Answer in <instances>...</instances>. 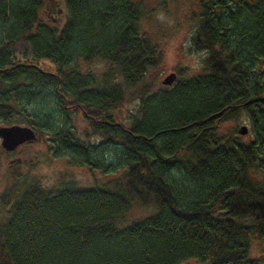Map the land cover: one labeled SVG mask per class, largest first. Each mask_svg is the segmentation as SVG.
Segmentation results:
<instances>
[{
  "label": "trees",
  "instance_id": "obj_1",
  "mask_svg": "<svg viewBox=\"0 0 264 264\" xmlns=\"http://www.w3.org/2000/svg\"><path fill=\"white\" fill-rule=\"evenodd\" d=\"M62 1L58 26L45 0H0V124H26L109 178L46 187L12 165L0 264H264L252 252L264 241V0H198L187 15L200 70L157 88L145 77L170 0ZM21 41L34 58L12 54ZM242 111L244 140L220 128ZM136 208L149 210L128 220Z\"/></svg>",
  "mask_w": 264,
  "mask_h": 264
},
{
  "label": "rangeland",
  "instance_id": "obj_2",
  "mask_svg": "<svg viewBox=\"0 0 264 264\" xmlns=\"http://www.w3.org/2000/svg\"><path fill=\"white\" fill-rule=\"evenodd\" d=\"M198 0H170L165 17L154 28L159 31L160 44L162 50V60L160 63L150 68L146 74L145 80H154L155 88L166 86L161 82L162 78L173 71L176 75H192L200 70L202 64V51L193 49L191 35L193 24L187 15L189 9L196 6ZM65 5L62 0H45L40 9L42 18L48 22L60 26L65 18ZM147 25V24H146ZM12 54L15 57L30 59L33 53L29 42L21 41L11 47ZM34 58V57H33ZM42 67H49L51 61L46 58L33 59ZM134 101L127 102L119 108V117L124 118L128 110L132 107ZM74 121L80 125L84 121L74 117ZM248 127V119L242 111L237 116L221 122L220 128L224 133L232 136H239L242 140L246 139L248 134H239L240 125ZM45 136H37L36 139L24 142L12 151H6L0 145V192L3 185L9 182L10 168L12 165L19 164L22 170L29 168L33 175L40 178L41 183L46 187L55 186L57 180L63 174L73 176L80 187H89L100 184L109 178L108 175H102L98 170L89 171L82 165H72L67 162L65 157L52 154ZM54 151V150H53ZM149 209H133L128 213L127 219L143 215ZM0 204V214H2ZM252 252L256 255H264V241L256 240L252 243ZM183 264H195L189 260Z\"/></svg>",
  "mask_w": 264,
  "mask_h": 264
},
{
  "label": "water",
  "instance_id": "obj_3",
  "mask_svg": "<svg viewBox=\"0 0 264 264\" xmlns=\"http://www.w3.org/2000/svg\"><path fill=\"white\" fill-rule=\"evenodd\" d=\"M175 75V72L171 71L162 78L161 82L169 85L174 80ZM238 132L240 134L246 133V125H240ZM36 136V131L26 124H0V145L5 150H13L23 142L34 140Z\"/></svg>",
  "mask_w": 264,
  "mask_h": 264
},
{
  "label": "bare ground",
  "instance_id": "obj_4",
  "mask_svg": "<svg viewBox=\"0 0 264 264\" xmlns=\"http://www.w3.org/2000/svg\"><path fill=\"white\" fill-rule=\"evenodd\" d=\"M4 149V148H3ZM14 150V149H13ZM7 151H12V150H7Z\"/></svg>",
  "mask_w": 264,
  "mask_h": 264
},
{
  "label": "flooded vegetation",
  "instance_id": "obj_5",
  "mask_svg": "<svg viewBox=\"0 0 264 264\" xmlns=\"http://www.w3.org/2000/svg\"><path fill=\"white\" fill-rule=\"evenodd\" d=\"M248 1H252V0H248ZM7 151V150H6Z\"/></svg>",
  "mask_w": 264,
  "mask_h": 264
}]
</instances>
